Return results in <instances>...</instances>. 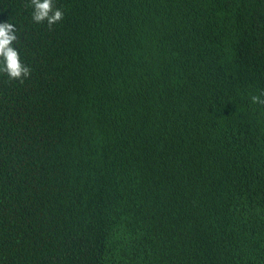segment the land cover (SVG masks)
<instances>
[{"label": "trees", "instance_id": "trees-1", "mask_svg": "<svg viewBox=\"0 0 264 264\" xmlns=\"http://www.w3.org/2000/svg\"><path fill=\"white\" fill-rule=\"evenodd\" d=\"M0 264H264V0H0Z\"/></svg>", "mask_w": 264, "mask_h": 264}]
</instances>
